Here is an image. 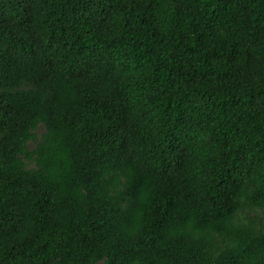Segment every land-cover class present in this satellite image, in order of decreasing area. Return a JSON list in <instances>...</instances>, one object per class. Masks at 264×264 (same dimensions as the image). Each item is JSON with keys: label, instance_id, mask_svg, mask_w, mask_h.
Returning <instances> with one entry per match:
<instances>
[{"label": "trees", "instance_id": "trees-1", "mask_svg": "<svg viewBox=\"0 0 264 264\" xmlns=\"http://www.w3.org/2000/svg\"><path fill=\"white\" fill-rule=\"evenodd\" d=\"M0 264H264V0H0Z\"/></svg>", "mask_w": 264, "mask_h": 264}, {"label": "rangeland", "instance_id": "rangeland-1", "mask_svg": "<svg viewBox=\"0 0 264 264\" xmlns=\"http://www.w3.org/2000/svg\"><path fill=\"white\" fill-rule=\"evenodd\" d=\"M28 149H29V150H32V149H33V145H31V144L28 145ZM259 214H262L261 211H259V210H255V211L252 212L251 215H259Z\"/></svg>", "mask_w": 264, "mask_h": 264}]
</instances>
